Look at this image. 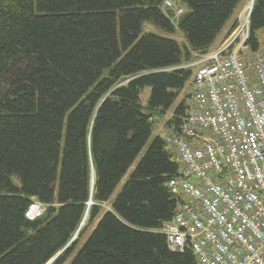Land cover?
Segmentation results:
<instances>
[{
	"label": "trees",
	"instance_id": "trees-1",
	"mask_svg": "<svg viewBox=\"0 0 264 264\" xmlns=\"http://www.w3.org/2000/svg\"><path fill=\"white\" fill-rule=\"evenodd\" d=\"M165 1L0 0V264H47L62 250L54 264H195L158 232L177 211L165 183L180 171L163 139L116 191L153 114L165 116L191 76L168 70L207 52L247 0H171L186 8L177 19ZM250 25L257 49L264 0ZM34 202L44 211L30 219Z\"/></svg>",
	"mask_w": 264,
	"mask_h": 264
},
{
	"label": "built area",
	"instance_id": "built-area-1",
	"mask_svg": "<svg viewBox=\"0 0 264 264\" xmlns=\"http://www.w3.org/2000/svg\"><path fill=\"white\" fill-rule=\"evenodd\" d=\"M163 7L176 19L184 12L171 0ZM252 7L217 47L168 70L191 76L185 113L165 124L180 168L165 186L178 208L158 232L195 264H264V45L251 46Z\"/></svg>",
	"mask_w": 264,
	"mask_h": 264
},
{
	"label": "rangeland",
	"instance_id": "rangeland-1",
	"mask_svg": "<svg viewBox=\"0 0 264 264\" xmlns=\"http://www.w3.org/2000/svg\"><path fill=\"white\" fill-rule=\"evenodd\" d=\"M250 2V0H247L243 5L242 7L240 8L239 12L236 13V15L231 19V21L228 23L227 27L232 23L234 22L237 17H238V14L240 13V11L247 6V4ZM175 8H179V7H182V9L185 11L186 8L184 6H181L178 2H173ZM165 11L168 10V8H164ZM146 31H153V28L147 26L145 28ZM223 33V32H222ZM220 37V36H219ZM175 39H177L178 41H184L183 37L181 36V34L177 33L175 36H174ZM259 39H260V43L262 45H264V33L263 32H259ZM124 83V82H122ZM150 94H151V89L150 88H145L141 91L140 93V96H139V102H140V105L142 106V111L144 113H147L148 110H147V104H148V100H149V97H150ZM183 99H185V96L184 94L181 92L178 99L175 101V103L173 104V106L166 112V115H162L160 113H154L153 116H152V123H153V130H152V136H151V139L149 141V143L147 144V146L142 150L141 154L139 155V157L137 158L135 164L133 165V167L129 170V172L127 173V175L125 176V178L122 180L121 184L118 186L117 188V191L116 193H118L123 185L126 183L128 177L130 176V173L134 170L136 164L141 160V158L144 156V154L146 153L147 149L149 148L150 144L157 138H161V139H164L165 135H166V128H165V124H166V121L167 119L172 115V113L174 112V110L178 107V105L183 101ZM13 182L15 185L19 186L20 183H19V180L14 177L13 178ZM115 193V194H116ZM110 209V204L107 203V204H104L103 205V213L107 210ZM41 211L43 212L44 209L42 210V206H40L39 203L37 202H34L33 205L31 206L29 212H28V216L31 218V217H34V216H37L38 214H35L33 215L34 213H41ZM86 219V218H85ZM85 222L86 220H84L83 224L85 225ZM95 224L94 223L92 225V227H90L86 232L85 234L82 236V238H80V243L77 245L76 249H75V252L77 251L78 248H80V245L82 244L83 241H85L87 239V237L89 236V234L91 233L92 229L95 227ZM82 225V226H84ZM78 237H75L74 239H76ZM74 255V254H73ZM72 257L65 263V264H69L70 261H71Z\"/></svg>",
	"mask_w": 264,
	"mask_h": 264
},
{
	"label": "water",
	"instance_id": "water-1",
	"mask_svg": "<svg viewBox=\"0 0 264 264\" xmlns=\"http://www.w3.org/2000/svg\"><path fill=\"white\" fill-rule=\"evenodd\" d=\"M250 4L253 5V0H250ZM93 182H94V180H92V190H93V185H94ZM91 205H92V201H90V202L88 203V207L91 206ZM87 215H88V210H87V212H86V214H85L84 219L86 218ZM84 219H83V222H84ZM83 222H82L80 228L82 227ZM74 238H75V237H74ZM73 240H74V239H73ZM63 251H64V250H62L61 252H59V253H58L54 258H52L47 264H54V263L57 261L58 257L62 254Z\"/></svg>",
	"mask_w": 264,
	"mask_h": 264
},
{
	"label": "crops",
	"instance_id": "crops-1",
	"mask_svg": "<svg viewBox=\"0 0 264 264\" xmlns=\"http://www.w3.org/2000/svg\"><path fill=\"white\" fill-rule=\"evenodd\" d=\"M231 21V20H230ZM229 21V22H230ZM236 21V20H235ZM234 21V22H235ZM234 22H232L228 27H227V25L225 26V28L223 29V33L221 32V34L218 36V38H217V40L215 41V43L213 44V46L211 47V48H214V47H217L221 42H222V40H223V38H224V35L228 32V30L232 27V25L234 24Z\"/></svg>",
	"mask_w": 264,
	"mask_h": 264
},
{
	"label": "clouds",
	"instance_id": "clouds-1",
	"mask_svg": "<svg viewBox=\"0 0 264 264\" xmlns=\"http://www.w3.org/2000/svg\"><path fill=\"white\" fill-rule=\"evenodd\" d=\"M35 214H38V213H35ZM35 214H34V215H35ZM37 216H38V215H37ZM37 216L31 217V219H32V218H35V217H37Z\"/></svg>",
	"mask_w": 264,
	"mask_h": 264
}]
</instances>
